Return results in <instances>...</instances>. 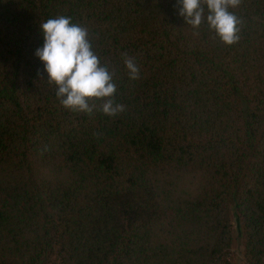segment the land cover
<instances>
[{"label": "trees", "instance_id": "16d2710c", "mask_svg": "<svg viewBox=\"0 0 264 264\" xmlns=\"http://www.w3.org/2000/svg\"><path fill=\"white\" fill-rule=\"evenodd\" d=\"M179 7L0 0V264H264V0L230 9L232 45ZM60 15L122 113L60 103L35 54Z\"/></svg>", "mask_w": 264, "mask_h": 264}, {"label": "clouds", "instance_id": "9594fccd", "mask_svg": "<svg viewBox=\"0 0 264 264\" xmlns=\"http://www.w3.org/2000/svg\"><path fill=\"white\" fill-rule=\"evenodd\" d=\"M242 0H178L179 15L187 25L199 29L207 22L222 42L228 45L239 42L241 20L230 11L240 6ZM207 10V12H206ZM44 45L36 56L44 62L49 84L56 87L60 103L73 112L92 114L96 109L91 100H100L99 110L116 116L125 106L116 103L114 72L102 65L93 49L89 31L73 23L70 16L60 15L40 23ZM198 35L197 33H194ZM125 66L131 80L140 78V69L133 58L125 56Z\"/></svg>", "mask_w": 264, "mask_h": 264}, {"label": "rangeland", "instance_id": "374dc122", "mask_svg": "<svg viewBox=\"0 0 264 264\" xmlns=\"http://www.w3.org/2000/svg\"><path fill=\"white\" fill-rule=\"evenodd\" d=\"M236 248H237V246H234V250H236ZM238 256V255H237ZM230 258H231V261H232V264H238V262L236 261V257L235 256H230Z\"/></svg>", "mask_w": 264, "mask_h": 264}]
</instances>
